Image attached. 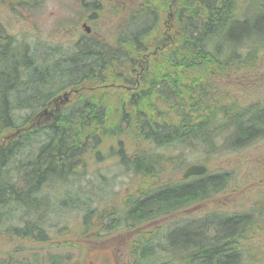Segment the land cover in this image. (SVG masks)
<instances>
[{"label":"trees","instance_id":"1","mask_svg":"<svg viewBox=\"0 0 264 264\" xmlns=\"http://www.w3.org/2000/svg\"><path fill=\"white\" fill-rule=\"evenodd\" d=\"M97 1L86 4L111 7L118 25L103 18L112 29L108 35L99 32L102 39L75 43L63 63L53 44L43 45L45 52L41 43H34L30 53L12 47L0 24V236L9 242L0 251V264H65L71 259V253L58 252L71 244L61 243L59 235L52 243L42 227L47 208L70 207L69 195L57 204L43 188L70 182L84 155L98 157L107 138L126 132L146 146L202 147L209 154L264 139V104L240 100L232 87L243 83L239 78L228 82L237 69L264 63V18H255L256 24L253 18H235L238 0H137L127 7L125 0L118 5ZM246 2L264 12V1ZM107 82L113 85L103 88L101 100H93L95 85ZM69 88L78 89L80 99L45 114L51 99ZM122 146L117 140L114 149L121 166L131 167L137 177L154 175L153 156L131 155ZM232 176L228 170H207L190 183L146 188L128 198L125 224L163 218L202 202L223 191ZM82 203L75 202L74 208ZM255 207L242 213L213 209L187 219L162 244L141 236V246L130 252L131 262L147 264L158 249L170 254L179 249L181 264H240L238 239L249 233L254 212H264V204ZM96 216L102 219L87 210L83 225L89 219L93 224ZM66 241L73 244V237ZM255 261L264 264V256Z\"/></svg>","mask_w":264,"mask_h":264},{"label":"rangeland","instance_id":"2","mask_svg":"<svg viewBox=\"0 0 264 264\" xmlns=\"http://www.w3.org/2000/svg\"><path fill=\"white\" fill-rule=\"evenodd\" d=\"M73 1L42 0L39 1V4L30 6L28 9L29 16L25 17L22 15L26 14L24 9L20 8L22 13L18 12L15 7H9L6 0H0V24L6 33L12 34L15 40L14 46L20 50L27 51V48H31L34 43L40 42L44 46L53 44L60 46L64 51H73L72 46L75 45L76 38L64 36L65 29L69 25L76 26L72 19L75 16V12L72 11ZM90 1L86 0V2ZM136 1L125 0L124 4L127 7ZM115 4L118 5L119 3L116 2ZM258 4L260 3L258 2ZM110 8H103L100 13L102 18L96 22L97 25L94 26L93 24L94 29L101 34L106 33L108 35V31L112 30L109 25L106 28L104 24L112 23L113 27L118 25V17L109 14ZM260 13L255 3L250 4L246 0L237 1L235 18H253L252 22L256 24L255 18H264V12ZM103 18H111L112 21L106 23ZM115 30L117 31V29ZM262 57L264 58V55ZM260 60L263 59L260 58ZM248 69L251 70L239 71L237 69L238 72H233L231 73L232 76L228 77V82H232L233 78H239L243 83L232 87L240 100L264 104V63L260 61ZM224 82L226 83V80ZM40 139L42 138L40 137ZM107 139L109 141L103 148L99 149L98 157L90 152L84 155L80 167L76 169V175L71 177L70 182L65 185L48 184L43 188V192L47 194V199L51 202H57V204H60V201L69 195L70 207L58 209L56 212L55 209L59 208L57 206L55 209H50V212L47 208V225L42 226L52 238V243H54L57 235L62 238L61 242L69 240L71 236L73 237L74 245L68 242L73 248L66 247L63 251H58L60 254L71 253V259L67 263L64 262L65 264H128L130 261L128 255L119 258L118 261L116 253L113 258L109 255L110 249H115V252L121 254L126 248L124 230L127 227L124 216L127 214L126 202L128 198H134L138 194L146 192V188L156 190L168 185L190 183L197 177L182 179L181 175L186 166L192 163L204 164L209 173L228 170L233 176L223 191L213 194L202 202L187 205V209H183L181 213L168 215L167 218L142 222L160 224L149 228L146 232L155 244H162L164 240H168L170 231L184 226L182 224L185 220L196 218L213 209H221L227 213H231V211L242 213L256 208L257 204H264L262 203L264 201V139H258L242 149L225 150L216 154H209L202 147L146 146L142 142L130 138L126 132H122L112 139ZM117 140H121L125 152L131 155L140 151L153 156L156 159V162L152 164L154 175L137 177L132 173L131 167L121 166L119 158L114 153ZM19 160L25 161L23 158H19ZM23 163L20 164L23 165ZM233 164L236 167L231 168ZM84 174L85 176H83ZM80 200L84 203L81 204L80 208H74V203H79ZM89 209H94L95 214L102 219L96 216L92 220L93 224L89 219L88 224L84 226L83 218ZM254 214L256 215L254 217L255 222L250 224L249 233L238 239L241 243L242 261L240 264H259L258 261L253 263V257L258 259L259 255L264 256V212L255 211ZM118 220L119 222L116 224L119 225L113 226V222ZM96 224L101 225L97 226ZM67 225L73 234L69 233ZM80 226L84 228H80ZM108 228H110L109 231L104 230ZM82 229L84 231H81ZM86 233L88 235L83 236ZM93 237H97V243L85 242V239ZM8 247V240L0 236V251ZM168 251L158 249L150 256L147 264H181L180 257H177L180 253L179 249H173V254L172 252L171 254L168 253ZM43 252L46 253L47 251L43 250ZM50 252L53 253L54 251L50 250ZM119 256L121 257V255Z\"/></svg>","mask_w":264,"mask_h":264},{"label":"flooded vegetation","instance_id":"3","mask_svg":"<svg viewBox=\"0 0 264 264\" xmlns=\"http://www.w3.org/2000/svg\"><path fill=\"white\" fill-rule=\"evenodd\" d=\"M6 1H7V5H12V7H15V10L18 12H21L20 8L24 9V12L26 14H22V15L27 17L29 16V13H30L28 10L29 7L39 4V1H42V0H6ZM97 2H103V1L99 0ZM104 2L112 3V0H105ZM116 2L119 3L120 1L114 0V3ZM73 6L74 7H72V11L75 12V16L72 19L76 26L73 27L72 25H69V27L65 29L64 36H71L73 38H76L77 43L81 41L85 43L88 39L92 38L93 36L96 38L102 39L99 37L100 33L97 32L96 29H94V26L96 22L99 20V18H102L100 13L102 12L103 7H94V6L88 7L86 4V0H74ZM10 38L12 39V47H14L15 40L12 37V34L10 35ZM30 51H32V48L28 49L29 53ZM65 52L66 51L62 50L61 47L57 49V57H59L62 63L65 62V59H64ZM140 73H141L140 71L133 72V74L135 75H138ZM95 86L99 87V89L96 91V94H93L90 97L95 101L101 100L102 99L101 92L103 88H105V86L111 87V82H107V83H103L101 85H95ZM74 90H75L74 88L70 90L71 91L70 94L64 99L65 100L64 104L61 106L60 109L70 108L71 106L69 105H72L73 103L77 102L80 99L78 97L79 96L78 90H76L75 92ZM103 100H104V97H103ZM62 102L63 101H61L60 103H55L51 107L48 106L47 110L49 111L51 108V113L58 112L59 104H61ZM157 225H160V224H157V223H139V224H133V225L126 224V227H128L127 229L124 230L126 234L125 235L126 248L125 250L122 251L121 254L115 252V249L114 250L110 249L109 250L110 257L113 258L114 254L116 253L115 255L118 261L119 258H122L125 255H128L127 257L130 258V261H128V264H132L131 257L129 255H131L130 254L131 251L135 252L136 248L141 246L142 242H141V238L139 237L147 236L146 232L149 230V228L157 226ZM148 240L149 238L147 239V241ZM97 241L98 240L96 238L86 239V242H88L89 244L97 243ZM119 255H122V256L120 257Z\"/></svg>","mask_w":264,"mask_h":264},{"label":"water","instance_id":"4","mask_svg":"<svg viewBox=\"0 0 264 264\" xmlns=\"http://www.w3.org/2000/svg\"><path fill=\"white\" fill-rule=\"evenodd\" d=\"M205 170H206L205 166L201 164H191L187 166V168L182 174V177H188L191 175H201L205 172Z\"/></svg>","mask_w":264,"mask_h":264},{"label":"bare ground","instance_id":"5","mask_svg":"<svg viewBox=\"0 0 264 264\" xmlns=\"http://www.w3.org/2000/svg\"><path fill=\"white\" fill-rule=\"evenodd\" d=\"M10 117V116H9Z\"/></svg>","mask_w":264,"mask_h":264}]
</instances>
